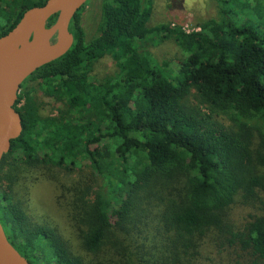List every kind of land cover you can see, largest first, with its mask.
Here are the masks:
<instances>
[{"label":"trees","instance_id":"16d2710c","mask_svg":"<svg viewBox=\"0 0 264 264\" xmlns=\"http://www.w3.org/2000/svg\"><path fill=\"white\" fill-rule=\"evenodd\" d=\"M46 1L0 0V37ZM216 4L215 18L186 33L149 27L153 0H99L88 37L87 2L70 50L22 83L0 223L31 264H264V0ZM152 36L174 40V69L145 50ZM106 57L116 72L98 81L92 67ZM35 91L54 114L40 112ZM84 168L90 178L66 189L60 177ZM33 173L57 185L75 243L31 219L21 181ZM237 203L251 212L235 221Z\"/></svg>","mask_w":264,"mask_h":264},{"label":"rangeland","instance_id":"374dc122","mask_svg":"<svg viewBox=\"0 0 264 264\" xmlns=\"http://www.w3.org/2000/svg\"><path fill=\"white\" fill-rule=\"evenodd\" d=\"M99 0H89L88 6L81 15V23L86 35L89 37L95 29L97 21ZM218 6L216 0H153L152 16L149 20V27L157 25H169L170 27H181L186 33L199 31L200 24L215 18L218 15ZM50 44L55 42V33L50 34ZM145 49V48H144ZM158 66L167 63L174 69L179 53L174 40L171 37L152 36L146 41V49ZM116 68L113 61L106 57L97 61L93 67L91 76L100 81L104 78L111 77L115 74ZM36 84L28 83L27 87L35 88ZM20 89L15 93L16 97L20 94ZM35 97L39 103L40 112L44 115L55 113V105L52 101L45 98L41 92L35 91ZM23 104L20 101L18 107ZM91 171L87 168L68 176H61L60 181L64 183L66 189L74 181L82 178L89 179ZM38 178V179H36ZM21 186L25 187L28 197V213L31 219L40 223L42 219L53 222L59 232L70 242L76 241L73 231L70 227V221L66 211L58 208L57 196L58 187L55 183L47 181L38 176V174H29L25 180L21 181ZM59 186V185H58ZM251 210L244 205L237 203L233 210L230 211L233 219H241ZM75 243V242H73ZM219 263V262H218ZM221 263L234 264L235 259L226 257ZM43 264V263H41Z\"/></svg>","mask_w":264,"mask_h":264},{"label":"water","instance_id":"95a60500","mask_svg":"<svg viewBox=\"0 0 264 264\" xmlns=\"http://www.w3.org/2000/svg\"><path fill=\"white\" fill-rule=\"evenodd\" d=\"M88 1L47 0L42 6L25 11L19 22L0 37V163L9 152L12 141L23 130L21 117L15 110V93L38 68L70 50L74 42L70 23ZM53 16H56L54 25L46 28V23ZM40 27L55 33V42L50 44V51L42 58H29L26 55L27 44L33 32ZM0 264H31L10 244L1 223Z\"/></svg>","mask_w":264,"mask_h":264},{"label":"bare ground","instance_id":"6f19581e","mask_svg":"<svg viewBox=\"0 0 264 264\" xmlns=\"http://www.w3.org/2000/svg\"><path fill=\"white\" fill-rule=\"evenodd\" d=\"M50 34V30H46L43 27L35 30L26 47L27 57L42 58L45 56L51 49Z\"/></svg>","mask_w":264,"mask_h":264}]
</instances>
